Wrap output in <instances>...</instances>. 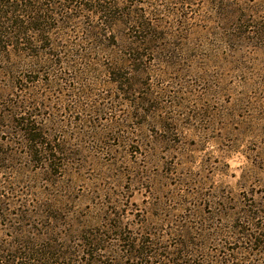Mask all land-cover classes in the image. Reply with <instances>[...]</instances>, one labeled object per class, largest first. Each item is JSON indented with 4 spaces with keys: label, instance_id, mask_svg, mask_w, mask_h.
<instances>
[{
    "label": "rangeland",
    "instance_id": "1",
    "mask_svg": "<svg viewBox=\"0 0 264 264\" xmlns=\"http://www.w3.org/2000/svg\"><path fill=\"white\" fill-rule=\"evenodd\" d=\"M127 7L119 16H142L145 40L121 25L88 40L84 24L103 23L81 12L58 29L57 55L41 56L47 69L29 72L36 58L10 49L0 57V250L11 257L13 241L48 228L74 248L88 234L115 251L122 237L161 247L162 260L147 264H214L228 254L252 264L231 225L254 209L264 227V38L250 45L264 32V0ZM134 46L141 60L116 71ZM118 76L127 84L114 83ZM23 118L57 139L48 147L59 149V163L32 160L16 134ZM108 223L121 229L106 231ZM239 225L264 241L252 222ZM172 251L180 256L167 261Z\"/></svg>",
    "mask_w": 264,
    "mask_h": 264
},
{
    "label": "trees",
    "instance_id": "2",
    "mask_svg": "<svg viewBox=\"0 0 264 264\" xmlns=\"http://www.w3.org/2000/svg\"><path fill=\"white\" fill-rule=\"evenodd\" d=\"M131 2L132 0H0V57L6 53L7 49H10L14 53L29 54L31 57L36 58L33 67L29 65V72H38L39 70L47 69V63L50 62V59L48 61L41 60V56L47 55L53 57L57 55L56 51L60 47L58 39L61 38V36L57 37L58 29L60 27L67 29L69 24H71V20H77L82 17L80 15L81 12L87 15L89 14L91 18L95 17V19H98L96 21H101V23H103L102 28L94 24H84L82 33L86 35L88 40H100L105 38L106 35L111 36V32L114 30L113 27L115 25L126 27L128 31L133 30L136 33H143V40H145L149 24L142 16L138 17L137 21H135V19L132 21L131 17L129 18L130 11L125 13V15L122 13L123 15L119 16L122 12L121 8H124L125 5H128L127 8H129ZM124 16V21L120 23V18ZM131 25L132 27H130ZM245 32L246 29L243 31L242 39H245ZM254 33L250 45H256L257 42L263 41V31ZM87 39L86 41H88ZM247 39H249V37H247ZM86 41H83V43L81 41V43L84 45ZM77 46L80 47L79 45ZM85 48L89 50L92 48L97 49L98 46L96 44L95 46L88 45L85 46ZM128 49L129 53L127 59L122 61L123 63L120 67H116V71L121 69L122 65H125L129 69L133 67L134 63L141 60L143 52H138V49H140L139 47H128ZM135 70L138 71L139 69ZM113 82L122 83V85L127 84L121 76L114 77ZM20 109L21 108H19V110ZM28 121V118L22 119L18 129L19 132L16 131V134H19L26 145L29 146L30 150L28 152L32 154V160L35 162L37 160L40 163H56L55 161L59 163L61 160V158L58 157L59 149L57 151V147L55 146L48 147L50 144L53 145L57 139H53V137L52 139H49V137L47 138V134L41 127H37L32 122ZM39 209V212L45 213L41 210V207H39ZM41 215L42 214H40V216ZM261 215L262 212L259 210H239L234 214L236 223L231 225V229L237 233L232 232L234 237L231 238H235V240L238 241V236L243 235L244 239L250 244L247 253L254 254L252 264H254L255 261H259V264H264V241H260L258 237L252 238L251 235L246 232L247 230H242V226L239 224L244 222L249 224L252 222L254 228L264 232V227H259V225L254 223L255 220L257 222L259 221ZM42 216L44 218L47 217L45 215ZM47 218L48 221H53L51 217ZM116 229L121 228L112 223H108L105 228L106 231L110 232H114ZM88 235L90 236L83 238L82 246L74 248L68 236L64 238L68 239L69 242L61 244L58 242L61 238L53 237L52 233H50L47 228L46 234L36 237L34 240L28 241L26 238H18V240L13 241L10 245V252L13 253L11 257L7 255L9 251L7 248L1 249L0 264H147L150 261L152 262V259H159L161 261L163 258L160 252L157 253L158 250H161V247L152 248L146 241L139 238L122 237L118 239V241H122L124 244L119 251H115L112 245L110 246L106 243V239L92 234ZM258 236L264 237V234H258ZM151 245L156 246L157 244L151 243ZM223 249L226 250V247H223ZM233 249L234 247L231 250ZM240 249L244 250L246 248L238 247L235 253L236 255L244 253V251L238 252ZM101 251L108 254L104 257L110 258L111 263L101 261ZM80 253L81 255H79ZM112 253H118L119 255L117 254L114 259ZM169 256L170 257H167V261H169L170 258L173 260L180 255L178 252L172 251L169 253ZM226 256H228V258L216 259L214 264L218 262L220 264H241L238 263L240 260L237 257L230 254ZM257 257L258 259H256ZM82 258H84V263L81 261Z\"/></svg>",
    "mask_w": 264,
    "mask_h": 264
}]
</instances>
